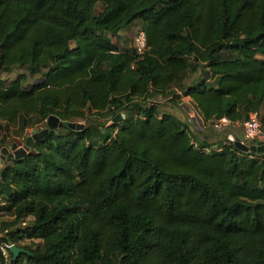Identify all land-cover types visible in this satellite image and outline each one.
Masks as SVG:
<instances>
[{
  "label": "trees",
  "instance_id": "obj_1",
  "mask_svg": "<svg viewBox=\"0 0 264 264\" xmlns=\"http://www.w3.org/2000/svg\"><path fill=\"white\" fill-rule=\"evenodd\" d=\"M137 22L143 54L111 38ZM158 96L191 98L205 131ZM254 111L264 0H0V132L87 123L6 158L0 264L6 244L27 251L10 264H264V153L213 129Z\"/></svg>",
  "mask_w": 264,
  "mask_h": 264
},
{
  "label": "rangeland",
  "instance_id": "obj_2",
  "mask_svg": "<svg viewBox=\"0 0 264 264\" xmlns=\"http://www.w3.org/2000/svg\"><path fill=\"white\" fill-rule=\"evenodd\" d=\"M100 8V7H99ZM140 29V22H137L136 24L132 25L131 28L126 29L122 31L121 39L124 40V46L123 49L126 50H132L133 48V42L134 38L137 34V31ZM112 39H115L116 37H111ZM24 70L22 69H17L13 74H10L9 76L6 77L7 80H14L19 74L23 73ZM34 78H29L28 82L29 84H32L34 82ZM189 79L186 80V83H189ZM171 96H158L155 100L156 103H158L159 108L162 112H167V113H173L176 115L178 118H180L182 121H188L192 116L196 117V113L192 109L190 102L187 101L185 98L179 99L177 102H172L170 99ZM189 108L190 111L187 109ZM175 112V113H174ZM198 118V117H197ZM199 119V118H198ZM76 123H80L83 125H87L85 121L78 120L75 121ZM191 126L194 129L203 128V126H194V124H191ZM48 127V122L47 120L45 122H42L40 124H37L33 127H29L25 129L24 131H21L19 129L18 125H5L4 131L0 132V147L3 148L5 146H8L9 142L17 143L18 146L22 147L24 146L26 139L31 136L34 132V130H42ZM253 142L252 141H246V144L251 145ZM1 156V153H0ZM3 165L0 164V169L2 168ZM4 219H8V217H1ZM29 244V241L26 242ZM4 264H10V258L8 257L5 261Z\"/></svg>",
  "mask_w": 264,
  "mask_h": 264
},
{
  "label": "water",
  "instance_id": "obj_3",
  "mask_svg": "<svg viewBox=\"0 0 264 264\" xmlns=\"http://www.w3.org/2000/svg\"><path fill=\"white\" fill-rule=\"evenodd\" d=\"M121 119H122V115L119 114L114 119V122L117 123ZM47 122H48V127L40 131L34 130L33 134L26 139L24 146L20 147L18 146L17 143L9 142L8 146L3 147L1 149L0 164L4 165L6 162V158L10 154H12L15 159L25 158L29 154L34 141L45 138L50 131H54L59 128H64V129H67V128L74 129L75 128L78 130H81L84 128L83 124L76 123V122L62 121L55 115L50 116ZM221 139L222 140L228 139L229 141L233 142L236 149L243 151V152L251 151V152H257V153H264L263 143L248 145L244 143L240 138H237L233 135H225V134L221 136ZM10 250L14 255V259H17L19 255L22 253H27L25 249L20 248L17 245H13L10 248Z\"/></svg>",
  "mask_w": 264,
  "mask_h": 264
},
{
  "label": "built area",
  "instance_id": "obj_4",
  "mask_svg": "<svg viewBox=\"0 0 264 264\" xmlns=\"http://www.w3.org/2000/svg\"><path fill=\"white\" fill-rule=\"evenodd\" d=\"M133 48L139 53L143 54L148 46H147V35L146 33L139 29L137 31V34L134 38L133 42ZM199 119H198V118ZM188 122L190 124H194V126H204V122L202 117L196 113V117L192 116ZM243 129H244V136L241 139L244 143L246 141H252L254 144L263 143L264 144V124L262 122V112L261 111H254L251 112L249 115V118L244 121L243 123ZM233 125V122H231L228 118L223 117L219 120H217L213 124V129L218 134H223L226 130H228L229 127ZM14 244H6L2 247V254L5 258L9 257L8 250L13 246Z\"/></svg>",
  "mask_w": 264,
  "mask_h": 264
},
{
  "label": "crops",
  "instance_id": "obj_5",
  "mask_svg": "<svg viewBox=\"0 0 264 264\" xmlns=\"http://www.w3.org/2000/svg\"><path fill=\"white\" fill-rule=\"evenodd\" d=\"M121 35H122V31L119 33V35H118V38H115V39H112L113 40V42L114 43H116L119 47H121V46H124V40H122L120 37H121ZM125 47V46H124ZM186 99L187 101H189L190 102V105H191V107H192V109L194 110V112L195 113H197L196 112V108H195V106H194V103H193V101H192V99L191 98H189V97H183V99ZM189 111H190V109L189 108H187ZM175 113V112H174ZM199 128V127H198ZM191 129H192V131L195 133L196 131H195V129L193 128V127H191ZM200 130H201V132L203 133L205 130L202 128H200ZM197 133V135H199L198 133H200V132H196ZM218 134V133H217ZM223 134H225V135H233V136H235V137H237V138H240V139H242L243 138V136H244V129H243V124L242 123H234L231 127H229L228 128V130H226ZM222 134V135H223ZM200 138H201V136H200ZM228 140V139H227Z\"/></svg>",
  "mask_w": 264,
  "mask_h": 264
}]
</instances>
